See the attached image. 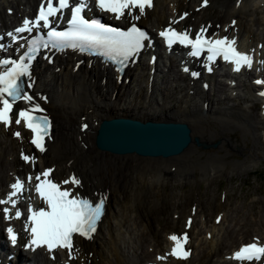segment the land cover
<instances>
[{
	"label": "bare ground",
	"instance_id": "bare-ground-1",
	"mask_svg": "<svg viewBox=\"0 0 264 264\" xmlns=\"http://www.w3.org/2000/svg\"><path fill=\"white\" fill-rule=\"evenodd\" d=\"M5 1L7 0H0V27H8L9 21L11 24L15 23L17 20L16 14L19 12L18 5L27 4L26 9L28 10L29 5L35 0H9V4H6ZM200 1L155 0V7L147 12V15L141 19V23L148 28L157 26L161 20L166 19L176 10L185 8L189 12L188 18L193 19L194 16L198 15L196 25L201 21H209L215 29H217L215 25H220L221 27L218 30L222 34L224 33L223 28L229 25L228 20L236 19L238 32L230 30L229 34L238 37V47L245 51L255 49V56L258 57V60L264 59V53L258 47L260 44H264V35H261L258 28H255L253 23L246 19L248 10L251 9L254 12L257 9L258 11L261 6H264V0H242L240 7L236 6L235 1H228L230 4H226V0H210L209 5L204 8H200ZM216 4L222 7L223 10L220 9V17L215 18L207 12V9L210 6H216ZM2 5H4V11H1ZM7 7L13 8L11 15L5 14ZM225 16H228L226 21L223 18ZM71 68L72 63L67 64L65 58L60 60L59 64L52 66L36 62L31 69L35 81L32 89L33 95L40 94L47 97V102H44L42 106L46 109V113L52 122V139L47 142V151L42 154L36 153L38 156L37 168L54 167V176L59 179L67 178L75 173L82 181V191L84 193L91 194L97 191L109 193L106 214L98 226L94 239L91 241L77 240L80 248L79 257L82 258L83 263L88 262L89 259L91 264H139L148 261L154 252L163 249L165 234L171 231L166 230V225H162L158 219H153L149 215L150 212L148 213L146 210L147 204L145 205L143 201L138 202L142 212H134L124 205L118 204L119 194L123 187L125 190L128 188L129 191L130 187L126 186H130L132 182L130 177L135 180L137 176L142 178L149 175V182L159 181L165 175V169H169V166L172 165V163H169L170 161L177 168L188 169V165L194 162L192 154L196 152L193 146V135L197 132L202 137L207 131L204 125L208 121L207 119L216 120V114H220V110L224 108L214 107L212 98L209 97L210 101L208 102L207 96H204L201 104L194 102V105H188L183 98L186 99V96H189L190 99H193L194 96L200 93L197 88L192 95L186 94L185 96L182 92L181 99L179 98L169 106L164 98L165 96H172L168 86L174 81H184L183 78L174 74L171 69L164 72L162 69L153 68V72L150 73L148 69L151 67H147L145 60H140L133 68L126 69L124 74L129 77V81L121 84H118L115 80L116 75L114 72L97 63L90 64L89 68L85 64L75 70H71ZM219 71L223 75L228 74L225 66L219 67L216 73H219ZM244 72L242 70L232 75L237 77L238 85L235 87L242 85L241 92L249 94L256 100H263L262 110L264 112V97L257 98L252 94V83H243L247 80ZM256 72L259 79H264V66L258 63ZM156 79L161 81V87L158 89H156ZM209 82L213 86L217 87L218 85L220 89L219 82L215 81V84L212 80ZM222 83L227 84L225 80ZM137 86H139V89L135 90ZM177 87L178 85H174L170 89L176 91ZM159 89L166 90L162 92V95H166H163L161 100L154 96L155 90L160 92ZM180 89L178 90L180 91ZM262 89H264V86H262ZM230 90H234V87L232 86ZM204 102L206 104L205 111L202 110ZM225 110L221 111L225 115L224 118L217 119L223 129L232 126V119L230 118L232 112L237 118H240L241 124H247L248 127L251 125V121L248 122L246 119L248 114L245 112H231L228 107ZM201 115L202 118H204L203 115L205 117L208 115V117L203 122L195 120ZM113 117L135 119L140 122L185 123L189 127L192 141L183 148L179 153L180 155L175 154L168 157L99 150L96 148L94 141L100 122ZM191 119L195 122H192ZM84 123L88 125L86 130H82L81 127ZM209 132L212 131L209 130ZM262 134L264 135V129ZM22 135L24 136L23 142L19 139L10 138L8 133L0 128V186H3L8 179L7 170L9 172L15 168L27 169L28 167V164H23L17 159V150L23 148L25 152L30 153L34 151V148L28 145L26 141L29 134L24 132ZM196 137L200 140L198 136ZM225 140L232 143L226 137L223 141L225 142ZM143 157H149L150 159H144ZM160 158L166 159L169 163L166 168H164V163L160 162ZM211 158L213 162H217L215 165L212 162V169L215 166L222 167L223 161L220 155L215 154ZM196 162L202 163L199 158H196ZM205 162L209 161L206 159ZM207 165L210 164L207 163ZM193 207L196 209L194 215L192 213ZM186 213L183 222L180 224L182 227L180 230H183L187 218L192 216L193 225L188 229L190 234L189 246L192 248L191 256L187 260L189 264L221 263L224 253L229 252L230 248L235 247L240 242L247 241L246 238L250 237L247 234L249 232L246 227L247 224L244 228L240 220L239 222L236 221L234 225L225 227L226 221L229 220L223 210H219L214 215V221L210 220L209 214H207L208 216L203 215V211L198 213L196 205L190 206ZM174 214L176 213H173L172 218L169 217V223L172 226L175 225L177 220H175L177 214L176 216ZM217 216H222L220 224L215 222ZM197 217H200L201 224L199 228L194 224ZM233 219L230 218L231 221ZM249 222L247 223L250 224ZM259 225L262 230L257 227L253 228L257 231V234L253 235H259L260 238L264 239V221H261ZM209 233H211V238H209ZM149 246L151 247L150 252L147 251ZM88 253H91L90 257H88ZM39 255L37 253L35 256L38 257ZM44 261L49 262L46 259Z\"/></svg>",
	"mask_w": 264,
	"mask_h": 264
},
{
	"label": "snow or ice",
	"instance_id": "snow-or-ice-1",
	"mask_svg": "<svg viewBox=\"0 0 264 264\" xmlns=\"http://www.w3.org/2000/svg\"><path fill=\"white\" fill-rule=\"evenodd\" d=\"M235 2L240 7L242 0ZM209 3L210 0H201L200 8L207 7ZM93 7L100 15H93ZM154 7L155 0H40L34 16H25L13 29L0 32V52L6 53L8 48L17 44L16 53L23 49L18 57L0 56V126L6 131L15 128L11 134L22 142L24 136L20 129L27 130L30 133L28 142L34 148L30 153L22 148L19 154V158L30 164L33 170L26 179L16 176L5 197L0 198V217L8 222L4 231L11 247H16L23 239L25 251L44 249L49 258L55 260L54 253L66 250L68 258L75 260L80 252L78 238L94 239L106 214L109 196L104 191L84 193L82 181L75 173L57 180L54 167L37 170L36 153L47 151V142L52 139V122L40 102H47V97L32 94L35 81L31 67L34 61L44 52V58L52 63L55 53L73 50L100 57L117 73H122L146 43L148 46L152 44L150 34L137 22ZM101 15L122 21L125 26L105 23ZM188 16L189 12L183 11L178 17L169 18L158 31L169 52L179 46L193 61H201L202 58L201 67L209 73L218 60L230 64L232 71L237 73L252 69L254 63L264 66V59L255 61V49L241 51L238 37L228 34L230 30L238 32L236 19L223 28L225 34L221 35L210 31L211 24H202L195 32L190 27L180 28V23ZM220 27L216 25L217 29ZM258 47L264 53V44ZM182 70L193 78L200 76V72L192 70L187 62H184ZM254 83L264 86V79H256ZM204 86L207 87L206 84ZM258 95L264 97V89ZM21 104L23 106H19ZM81 127L86 130L88 125L84 123ZM32 193L38 197L36 204L32 202ZM22 202L27 203L26 209L19 206ZM195 212L193 207V215ZM221 220L222 216H217L215 222L220 224ZM12 221H22V228H14ZM192 225L193 217L189 216L182 232L169 235L172 242L170 250L156 259L167 261L171 257L187 261L192 253L188 246V229ZM208 235L211 238V233ZM87 255L90 257L91 253ZM228 259L236 264H264V242H260L258 237L245 242ZM88 264H91L90 259Z\"/></svg>",
	"mask_w": 264,
	"mask_h": 264
},
{
	"label": "rangeland",
	"instance_id": "rangeland-1",
	"mask_svg": "<svg viewBox=\"0 0 264 264\" xmlns=\"http://www.w3.org/2000/svg\"><path fill=\"white\" fill-rule=\"evenodd\" d=\"M228 1L231 2L235 0H226V4H230ZM220 9L223 10L222 7L216 4V6H210L207 12L216 18L221 15L219 13ZM249 13L250 15L248 16ZM248 14L246 15L247 21L253 23L254 27L258 28L261 32V35H264V6H261L258 11L256 9L254 12L249 9ZM196 17H198V15ZM223 18L225 21L228 20V16ZM155 82H157L156 89L160 88L161 81L156 79ZM171 84L172 83L168 86V90L172 93V96L167 97L165 96L166 94H163L166 99V104L169 106L175 103L176 100H179V98L181 99L182 92L184 91V88L181 87V92L178 90V93H181V97L176 96L175 89H170L174 86ZM217 88L219 89L218 85ZM138 89L139 86L135 88V90ZM159 90L160 92L155 90L154 96L158 100H161L163 96L162 92L166 90ZM222 95V91H219L216 95L209 94L208 96V94H204V96H207L208 102L210 98H212L214 107L218 109L224 108L220 110V114H216V118H224L221 111H226L225 108L228 107L231 112H245L248 114L246 119L248 122L251 121V125L248 127L247 124H241L240 118H237L233 112L230 113L232 114L230 117L232 119V126L228 129H223L221 123H219L217 119H207L206 117H208V115L206 117L203 115L204 118H202V115L198 116V118L195 119L197 121L203 122L205 119L208 120L204 124L207 131L202 137H200L197 132L193 136H198L200 141L208 145L206 148H201L193 144L196 152L192 154L194 162L188 165V169L181 167L177 168V166L170 161L169 163H172V165L169 166V169H165V175L162 176L159 181L149 182V175L143 176L142 178H138L137 176L135 180L129 176L132 182L130 186L127 185L126 187H130V192L128 188L125 190L123 187L119 194L120 200L118 204L124 205L134 212H142L140 203L138 202L143 201L145 205L147 204L146 210L148 213L150 212L149 215H151L153 219H158L162 225H166V229L174 231L180 229V223L183 222L184 216L187 214L186 211L190 209V206L194 205H196L198 213L203 211V215L209 214V216H207L210 220L212 219V221H214V215H216L219 210H223L227 214L229 220L226 221L225 227L234 225L236 221L239 222L240 220L241 225L244 226V228H248L249 232H247V234L249 235L257 232H254L255 230H253V228L255 229V227H257L260 229L259 223L264 221L263 102L256 100L248 94H244L243 97L232 96L230 94L222 97ZM220 96L221 99L218 98ZM190 98L191 97L186 96L188 101L194 100L195 103H199L198 96H194L193 99ZM194 102H192L193 104L187 103L188 105H194ZM225 119L228 121L227 118ZM191 121L195 122L192 119ZM209 130H211L213 134L209 132ZM225 137L230 139L233 144L229 142V140H225L224 142L223 139ZM213 143L216 144L212 146L211 144ZM214 153L217 156H221L223 161L221 164L222 167L215 166L213 169L211 168L213 162L211 156L215 155ZM143 158L150 159L149 157ZM196 158H199L202 163H197ZM214 158L216 157L214 156ZM206 159L209 162H205ZM160 162L164 163V168L169 165L166 159L160 158ZM207 163L210 165H207ZM216 163L217 162H213V165ZM173 213L177 214L174 227L169 223V217L172 218ZM176 214H174V216H176ZM230 218H234L233 221H231ZM248 221H250V224L247 223ZM194 224L197 228L200 227V217L195 218Z\"/></svg>",
	"mask_w": 264,
	"mask_h": 264
},
{
	"label": "water",
	"instance_id": "water-1",
	"mask_svg": "<svg viewBox=\"0 0 264 264\" xmlns=\"http://www.w3.org/2000/svg\"><path fill=\"white\" fill-rule=\"evenodd\" d=\"M191 141L185 123L140 122L113 117L100 122L94 144L99 150L114 153L168 157L179 154ZM193 143L201 148L208 145L196 136Z\"/></svg>",
	"mask_w": 264,
	"mask_h": 264
}]
</instances>
